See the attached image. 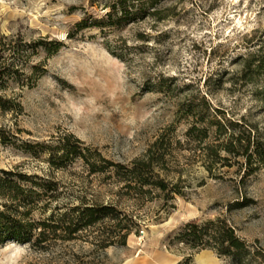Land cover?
Here are the masks:
<instances>
[{"label":"rangeland","instance_id":"1","mask_svg":"<svg viewBox=\"0 0 264 264\" xmlns=\"http://www.w3.org/2000/svg\"><path fill=\"white\" fill-rule=\"evenodd\" d=\"M104 1L0 0V33L64 43L55 53L38 48L26 69L32 86L14 82L9 88L22 111L0 113V126L12 139L0 144V169L56 179L62 204L83 197L109 201L117 199V187L89 174L80 160L51 167L48 147L74 134L104 156L129 163L160 141L166 152L161 175L183 194L121 198L120 206L141 219L125 246L101 248L85 234L43 252L10 240L0 245V264H177L187 257L189 264H237L230 255L176 239L185 223L218 216L251 245L250 264H264V169L249 174L243 157L224 150L216 157L205 149L216 144L218 115L243 129L253 125L264 140V69L247 65L264 45V0H181L178 14L153 31L156 41L135 40L136 27L112 36L126 59L106 47L97 28L68 37L85 11L102 15ZM195 117L210 125L201 145L200 131L187 134ZM53 210L39 209L34 217L47 218Z\"/></svg>","mask_w":264,"mask_h":264},{"label":"trees","instance_id":"2","mask_svg":"<svg viewBox=\"0 0 264 264\" xmlns=\"http://www.w3.org/2000/svg\"><path fill=\"white\" fill-rule=\"evenodd\" d=\"M97 1L91 0V5L97 4ZM180 3L181 0H105L100 3L105 12L95 15L85 11L68 37L72 38L79 31L97 28L104 37L106 47L116 56L126 59L127 51L121 45L114 44L112 36L136 27L135 40L144 44L156 41L157 35L153 31H158L159 24L178 14ZM148 22H153V25L149 28L142 26ZM157 34L162 35L163 32ZM126 42L124 38L123 46L127 45ZM63 45L62 41H48L45 37L27 41L22 35L0 33V113L22 111V104L16 94H10L8 90L14 82H18L20 88L32 86L34 79L27 74L26 69L38 48L44 47L49 53H55ZM247 65L252 69L254 66L257 68L253 70L264 69V45L251 53ZM38 67L34 65L32 68ZM195 118L187 134L191 136L195 130L200 131L202 135L198 143L201 145L210 137V125L206 119ZM243 127L244 124L237 120L218 115L216 144H207L205 149L210 155L215 151L216 157H220L221 150L243 157V164L248 165L249 174H253L264 169V140L253 125L247 129ZM9 142H12L9 130L0 126V144ZM159 142L156 141L145 155L129 163L104 156L101 151L84 145L74 134L66 135L56 146L48 147L52 154L49 158L51 167L66 168L80 160L89 174L101 175L110 186L117 187L114 191L117 199L109 201L83 197L74 205L62 204L56 179L0 169V245L16 240L29 244L37 251L46 252L58 241H74L85 234L92 238L95 246L101 248L127 245L130 234L139 231L141 219L139 215L129 213L120 206L121 198L142 202L156 196L169 199L175 194H183L177 189L178 183L171 186L161 175L160 169L166 166V152ZM49 208L55 211L49 217H34L37 210L46 211ZM176 239L192 249H214L220 254L232 256L237 264H250L251 245L238 235L236 228L223 216L191 220L183 225ZM189 263L190 258L187 257L177 264Z\"/></svg>","mask_w":264,"mask_h":264}]
</instances>
